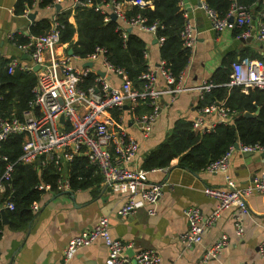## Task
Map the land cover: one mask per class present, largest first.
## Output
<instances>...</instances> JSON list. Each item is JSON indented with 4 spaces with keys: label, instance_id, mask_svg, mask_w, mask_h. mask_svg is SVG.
Here are the masks:
<instances>
[{
    "label": "built area",
    "instance_id": "built-area-1",
    "mask_svg": "<svg viewBox=\"0 0 264 264\" xmlns=\"http://www.w3.org/2000/svg\"><path fill=\"white\" fill-rule=\"evenodd\" d=\"M41 0H33L23 15L29 16L36 11ZM64 0H53L48 6L63 3ZM126 3L132 5H147L150 1L131 0L129 2L117 0H73V6L94 7L96 11L104 14L105 20L116 15L119 20V29L127 37V30L137 28L156 34L158 23L147 24L146 18L141 14L128 15ZM186 17L182 30L184 45L193 52L198 38L197 26L190 19V14L184 8L183 0L180 2ZM213 28L216 31L234 29L236 27H251L252 13L249 6L233 2L225 16L210 7L205 0L201 2ZM74 10V9H63ZM62 9H54L50 18V29L45 33L34 34L30 31L24 33L26 40L19 41L18 32L10 34V39L29 57V62L12 58L8 63V70L13 73L17 70L35 72L37 82L34 87V97L29 103V109L24 112L23 119L12 115L4 117L0 113V145L12 134L24 135L23 151L19 157L24 163L41 164L53 163L58 170V189H71L65 170L67 161L73 160L76 155H85L89 162L97 167L103 175V182L114 191L123 193L127 200L119 210L122 215L135 213L145 202L151 205L150 214L156 213V205L163 195L166 181L150 182L148 170L141 167L137 161L140 151V141L132 134L123 123L122 115L114 114L121 111L125 105L136 109L141 104L150 107L149 110L136 114L134 120L144 136L150 135L155 123L162 113L161 99L169 95L174 100L184 91H197L203 99L206 92L217 84L211 79L204 80L195 87H188L183 83V74L176 80L173 72L166 67L165 61L154 70L150 66L141 75L143 86L136 87L129 79L125 69L113 65L107 57V49L97 46L95 51L88 55V60L100 58L104 69L110 76L120 79L119 84H114L111 78L98 74V69L89 66H78L76 61L82 59L76 54L67 51V43L61 41V28L58 14ZM261 20L252 33L250 29L244 31V37L255 36L264 44V0L261 2ZM232 18V20H231ZM163 44L165 37L157 39ZM147 55V53H146ZM38 69L35 70V66ZM94 72L95 81L86 85V78ZM158 75L162 77L165 86L157 84ZM229 86H241L245 92L250 88H264V59L241 57L232 63ZM2 94L0 90V100ZM212 113V117H207ZM216 117V118H215ZM235 112L223 102H213L200 107L198 117L193 120V128L203 134L212 131L217 124H233ZM63 118V119H62ZM235 150L242 152H264V144L245 143L237 141L231 145L227 152L216 160L211 161L205 169L210 173L225 174V187L206 186L204 191L214 197L217 205L209 216L204 217L197 206L185 209L188 219V229L181 234L182 242L188 246L199 243L205 231L214 225L221 216L222 211L230 206H237L235 224L237 233L244 232L243 218L250 213L247 196L254 192L264 193V177L256 178L253 183L238 186L229 174L231 156ZM5 162V168L0 175V192L5 190V183L12 178L14 162L8 155L0 154V164ZM162 169V168H159ZM157 170V169H153ZM50 184H38L37 188L49 189ZM8 208H14V202L6 203ZM33 208L38 209V203ZM98 238L104 239L108 246L106 264H132V257L127 250L132 243L123 242L112 236L110 232V218L102 216L96 225L74 236L64 249L65 260L72 258L80 248L88 246ZM229 243L226 234L219 237L209 247L204 260L216 257ZM258 251L264 257V236L258 245ZM135 264H163L162 257L153 248L139 249L135 252Z\"/></svg>",
    "mask_w": 264,
    "mask_h": 264
},
{
    "label": "crops",
    "instance_id": "crops-1",
    "mask_svg": "<svg viewBox=\"0 0 264 264\" xmlns=\"http://www.w3.org/2000/svg\"><path fill=\"white\" fill-rule=\"evenodd\" d=\"M17 1L0 0V61L12 58L30 61L9 37L15 32L24 35L34 21L29 16L15 12ZM202 1L183 0L184 8L198 30L196 47L183 72V83L188 87H195L204 80L211 79L228 55L236 56L238 60L241 58V51L248 49L250 55L264 59V44L255 36H237L233 29L216 31L211 19L200 6ZM61 4L62 10L74 9L70 11L69 20L76 26L77 6L72 7L73 0H64ZM128 6L129 3H126L125 9ZM260 6L255 3L249 7L252 25L246 30L250 29L252 33L261 20ZM54 9L52 6H47L44 10L37 7L34 11L37 12L35 19L44 16L51 18ZM138 31L147 42L149 65L155 70L162 61L160 44L154 33ZM74 39H77V35ZM70 49L67 43V51ZM87 57H81L76 64L87 66L86 63L92 61L93 68L105 70L100 58L88 60ZM110 78L114 84L120 83L118 77ZM157 84L159 87L165 86L160 75ZM201 100L199 92L194 90L181 92L174 100L169 95L163 96L162 113L148 136L143 135L134 116L149 110V106L143 103L136 109H131L127 104L121 111L114 113L122 115L123 123L139 139L141 147L137 163L141 167L146 155L166 138L178 120H194L198 117ZM212 116V113L207 115ZM40 166L43 164L40 163ZM159 168L148 170L150 182H167L156 205L155 214L149 213L151 205L147 202L135 213L126 216L120 214L119 210L127 198L104 182L86 189H70L73 195L66 193L69 189L53 190L50 187L38 203L39 208H33L34 216L25 228L12 227L8 217L6 222L3 221L0 264H106L108 246L102 238L80 248L68 261L64 256L68 242L74 236L93 228L102 216L110 218L113 237L132 243L131 248L135 252L145 248L155 249L162 257L163 264H264V257L258 251V245L264 236V193L254 192L247 196L250 213L243 218L242 234L237 233L235 224L237 206H230L205 231L199 243L188 246L180 238L188 229L185 209L197 206L204 217L209 216L217 201L207 195L204 188L225 187V174L210 173L205 168L193 172L179 164V156L173 158L169 165ZM229 174L241 187L253 183L256 178L264 177V152L235 150L231 156ZM4 209L10 208L5 204ZM223 234L229 238L227 246L216 257L204 260L206 250Z\"/></svg>",
    "mask_w": 264,
    "mask_h": 264
},
{
    "label": "trees",
    "instance_id": "trees-1",
    "mask_svg": "<svg viewBox=\"0 0 264 264\" xmlns=\"http://www.w3.org/2000/svg\"><path fill=\"white\" fill-rule=\"evenodd\" d=\"M126 1L131 0H117ZM150 4L132 5L127 8L128 15L141 14L146 18L147 24L157 22L156 38L165 37L160 45V57L179 81L184 70L190 62L192 51L184 45L182 30L186 17L180 5L181 0H145ZM247 6L255 3L261 5L262 0H205L220 15L225 16L233 2ZM33 0H18L15 12L23 14ZM53 0H41L38 9L44 10ZM56 9V5H54ZM261 7V6H260ZM76 26L69 20L70 10L60 11L58 20L61 28V41L68 43L74 54L87 57L92 54L97 46L107 49L108 60L115 66L125 69L129 79L136 87L143 86L141 75L149 68L147 42L137 28L128 31L127 37L123 36L118 19L111 18L106 21L105 16L94 7L77 6ZM50 18L44 16L35 19L30 25L34 34L45 33L50 29ZM234 35L240 36L246 27L233 29ZM77 35V39L74 37ZM19 41L26 38L18 35ZM248 50V49H247ZM241 51V57L249 56V52ZM236 56L228 55L211 76L217 86L206 92L199 106L213 102H223L235 112L234 123H219L216 127L203 134L193 128V119H180L173 126L166 138L146 155L142 167L146 170L169 165L171 160L179 156V164L193 172L204 169L211 161L218 159L228 151L237 141L245 143L264 144V88H250L245 92L241 86H229L232 63ZM9 60L0 61V113L4 117L17 116L21 119L24 112L29 109V103L34 97V87L37 82L35 72L17 70L10 73ZM96 74L91 72L86 78V85H92ZM139 111V110H137ZM259 111L258 113H256ZM254 116L246 117L245 113ZM24 135L12 134L0 145V154H6L14 162L12 178L5 183V190L0 192V236L3 229L1 209L8 201L14 202L13 209H6L11 226L25 228L30 222L33 205L40 203L46 190L37 188L38 184H50L53 190L58 189L59 173L53 163L40 166L41 161L24 163L19 160L23 151ZM5 168V162L0 164V175ZM65 170L72 190L86 189L103 182V175L97 167L91 164L85 155H76L73 160L67 161Z\"/></svg>",
    "mask_w": 264,
    "mask_h": 264
},
{
    "label": "water",
    "instance_id": "water-1",
    "mask_svg": "<svg viewBox=\"0 0 264 264\" xmlns=\"http://www.w3.org/2000/svg\"><path fill=\"white\" fill-rule=\"evenodd\" d=\"M56 8H57V9H61V8H62V4H57V5H56ZM36 15H37V12H33V13H30V14H29V17L31 18V20H35ZM112 18H113V19H116V15H115V14H112ZM231 20H232V18H231ZM131 30H132V28L130 27V28L128 29V31H131ZM250 38H251V37H250ZM250 38H249V39H250ZM69 52H70V54H72V53H73V49L71 48ZM86 65H87V66H91V67H93L94 63H93L92 61H90V62H87ZM34 68H35V70H37V69H38V66L36 65ZM97 72H98V74L101 75V76H106L107 78H110V75L107 74L106 71L103 70V69H98ZM125 106H126V105H125ZM258 112H259V111H257L256 113H258ZM245 116H246V117H251V116H254V114H253V113H250V112H246V113H245ZM62 119H63V118H62ZM66 193H67V194H71V195H73V191H72V190H67ZM1 213H2L3 221L6 222V221H7V212H6V209H4V208L1 209ZM127 253L132 257V264H135V263H136V259L133 257L134 254H135L134 249H133V248H129V249L127 250Z\"/></svg>",
    "mask_w": 264,
    "mask_h": 264
}]
</instances>
